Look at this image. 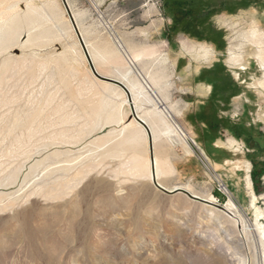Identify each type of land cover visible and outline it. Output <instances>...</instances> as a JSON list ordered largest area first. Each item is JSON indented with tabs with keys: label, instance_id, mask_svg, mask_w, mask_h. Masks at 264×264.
<instances>
[{
	"label": "rangeland",
	"instance_id": "374dc122",
	"mask_svg": "<svg viewBox=\"0 0 264 264\" xmlns=\"http://www.w3.org/2000/svg\"><path fill=\"white\" fill-rule=\"evenodd\" d=\"M113 1L0 0V264H264V100L251 85L263 72L255 59L228 63L240 43L260 41L264 59L249 32H264V0H128L127 17ZM151 21L158 48L139 66L169 119L95 77L72 26ZM136 114L157 134L164 189L215 204L149 180ZM173 124L185 141L164 135Z\"/></svg>",
	"mask_w": 264,
	"mask_h": 264
},
{
	"label": "crops",
	"instance_id": "0c3cea01",
	"mask_svg": "<svg viewBox=\"0 0 264 264\" xmlns=\"http://www.w3.org/2000/svg\"><path fill=\"white\" fill-rule=\"evenodd\" d=\"M112 3L113 5H118V10L121 12L122 17L130 16L134 11L131 7H126V9L122 10L124 5L129 3L128 0H114ZM154 22L156 21H151L148 25L136 26L132 31L122 32H109L106 30V27L100 32H91L88 30L80 31L77 24L76 26L83 44V47H81L82 53L88 66H90L88 63L89 58L98 76L115 80L126 89L127 87L124 81L120 80V73L127 69L131 70V76L134 81L143 83L146 78L143 76V68L139 66V63L145 61L147 59L146 57L152 56L151 54L154 53V48H158V45L153 44V32L151 27ZM134 56H139L138 60L131 61ZM110 62L111 64L116 63V65H110ZM176 62L171 64L172 68L176 67ZM114 86L121 89L116 85ZM151 91L153 92V89L151 90L148 88L147 93L152 98L153 96L150 94ZM129 96H131L130 93ZM153 98L156 100L157 105L162 104L159 98ZM142 129L146 134L144 128ZM244 162L245 161H240L237 164H242ZM237 168H240V166Z\"/></svg>",
	"mask_w": 264,
	"mask_h": 264
},
{
	"label": "bare ground",
	"instance_id": "6f19581e",
	"mask_svg": "<svg viewBox=\"0 0 264 264\" xmlns=\"http://www.w3.org/2000/svg\"><path fill=\"white\" fill-rule=\"evenodd\" d=\"M249 32L251 34L250 36H254V37L258 38L259 40L264 39V32L260 31L257 28H255V26L254 27L252 26L250 28ZM250 38H252V37H250ZM246 40H248V39H246ZM259 44H260V41H258L255 44L251 45V49L252 50H250V52H246V53H245V49L247 47H249V46H247V44H241L240 43V45L237 47V51H239L238 53L237 52H233V51H231L229 49V51H228V54H229L228 63H229V65L238 66L239 69L243 70V66L245 65V63L249 64V60L250 59H255L257 61V64H258L259 68L261 69L260 71H262L263 73H262V77L260 79L254 80L251 83V85L253 87H255L256 89H259L258 93L264 100V93L262 92V90H264V59L262 57V52L263 51L261 50V45L259 46ZM200 48H201V52H202L204 57L209 58V57L212 56V51L208 47H200ZM198 53H200V52H198ZM138 57L139 56H134L131 59V61L138 60ZM234 75H236V77L238 76L236 72H234ZM120 80L124 81L128 91H129L128 93H130V95H132L133 97H137V98H138L139 95L144 96L149 102H153L154 103V111H155L156 115H159V116H164L165 115V116L168 117V113H166L167 111L165 110V108L162 107L161 104H159V106H158L156 100L153 97L151 98L148 95L147 90H148V88L152 90V85L147 80H144L143 83H139L137 81H134L132 79V76H131V70H129V69H127L124 72L120 73ZM155 97H157V96L155 95ZM159 107H160V109H159ZM136 117L139 120H141L142 122H144V124H146V120L143 117H141V116H139L137 114H136ZM168 119H169V117H168ZM136 124L138 126H141L140 124H138V122ZM144 130H145V128H144ZM155 135H157V134H155V130L151 129L150 130V139H151L152 144L154 143ZM164 135H173V136H176V137L179 136L182 139V141H185V139H186V135L175 124H173L172 126L168 127L166 129V131L164 132ZM190 141L193 142V144L195 145V142L193 140H190ZM233 142L234 141L232 140V141H229L228 143H229V145H232ZM150 156H151V161L150 160L148 161L149 169H150L149 176H148L149 180L153 184L155 183L159 187L164 188V185L159 181V176L162 175L161 169H160V167L162 166L161 165V161L153 153V151H152ZM237 167L238 166L235 165L233 167V170L235 168H237ZM167 171H168V169H167ZM169 172H170V170H169ZM245 172H246V176H245L246 186H247V188L249 190H251V181H250V178H249V175H248L249 167H247V170ZM218 183H220V182H218ZM220 184H222V183H220ZM222 185H223L222 186L223 187L222 191L228 194L227 188L224 186V184H222ZM177 188L188 192L190 195H192L194 197L206 200V202L210 203V205L215 204L214 203V199L211 196H208V197H205V198H201V197L197 196L196 194L192 193L191 191H189L187 188H184V187H181V186L174 187L172 189H168V188L167 189L168 190H174V189H177ZM255 199H256V197L253 195L252 196V200H251V205L252 206H254L253 203H254ZM228 205H229V207L225 208V211L227 210L228 214L232 216L233 211L236 209L235 205L232 202H229ZM263 215H264V212L262 210L255 208V229L260 234L261 240L264 239V227L262 226L261 223H259L258 219H260ZM236 221L239 223V221L237 219H236ZM239 226H240L241 230H243L244 227H245V222L241 221L239 223ZM248 226L249 225H247V227ZM263 262H264V251H263ZM248 264H250V261H248Z\"/></svg>",
	"mask_w": 264,
	"mask_h": 264
},
{
	"label": "water",
	"instance_id": "95a60500",
	"mask_svg": "<svg viewBox=\"0 0 264 264\" xmlns=\"http://www.w3.org/2000/svg\"><path fill=\"white\" fill-rule=\"evenodd\" d=\"M72 26H73L74 31L76 32V35L78 36V38H79V40H80V42H81V38H80V35H79V32H78V30H77L76 25H75L74 23H72ZM88 63H89V65H90L91 71H92V73L94 74L95 77H97V78L100 79L101 81H104V82H107V83H110V84H114V85L120 87V88L126 93V95H127L128 98H129V93H128L127 89H126L122 84H120L119 82H117V81H115V80H112V79H109V78H103V77L98 76V75L96 74V72L94 71V68H93V66H92L91 61L89 60V58H88ZM135 120H136V122H138V124H140L143 128H145V131H146V134H147V137H148V141H149V152H150V155H151V153H152V142H151V139H150V132H149V130L146 128V125L144 124V122H142L141 120H139L136 116H135ZM154 185H155L156 187H158L162 192H165V193H168V194H171V193H174V192H184V193H186L187 195H189L191 198H193V199H195V200H199V201H202L203 203L210 204V203L206 202V200H203V199H200V198L194 197V196L190 195L188 192H186V191H184V190H181V189H179V188L174 189V190H172V191H168V190H166V189H164V188L159 187V186H158L157 184H155V183H154ZM217 207L220 208L221 210H224L222 207H219V206H217Z\"/></svg>",
	"mask_w": 264,
	"mask_h": 264
},
{
	"label": "trees",
	"instance_id": "16d2710c",
	"mask_svg": "<svg viewBox=\"0 0 264 264\" xmlns=\"http://www.w3.org/2000/svg\"><path fill=\"white\" fill-rule=\"evenodd\" d=\"M181 4H186V2H180ZM179 2H174V4H173V7H174V9L175 10H179L180 9V4ZM189 15H190V12L188 11L187 13H186V18H188L189 17ZM186 27L185 28H188L189 27V23H186V25H185ZM252 177L255 179V174L252 172Z\"/></svg>",
	"mask_w": 264,
	"mask_h": 264
},
{
	"label": "built area",
	"instance_id": "2783aa9c",
	"mask_svg": "<svg viewBox=\"0 0 264 264\" xmlns=\"http://www.w3.org/2000/svg\"><path fill=\"white\" fill-rule=\"evenodd\" d=\"M192 144H193V142H192ZM194 145V144H193ZM203 163H204V165H205V167L207 168V170L209 169V166H208V163L206 162V160H205V158H203ZM219 184V188H220V190L222 191L223 190V185L222 184H220V183H218ZM223 192V191H222ZM225 193V192H224ZM225 194H227V193H225Z\"/></svg>",
	"mask_w": 264,
	"mask_h": 264
}]
</instances>
